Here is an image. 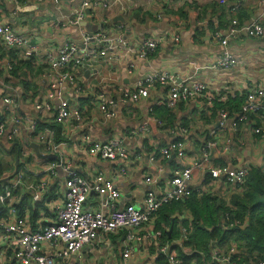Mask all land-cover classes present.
I'll list each match as a JSON object with an SVG mask.
<instances>
[{
    "label": "built area",
    "instance_id": "2783aa9c",
    "mask_svg": "<svg viewBox=\"0 0 264 264\" xmlns=\"http://www.w3.org/2000/svg\"><path fill=\"white\" fill-rule=\"evenodd\" d=\"M8 1L22 11L36 10L49 2L57 5L61 3V0ZM113 1L82 0L70 20L61 23L59 27H85L82 26L83 22L92 24L94 19L98 20V26L95 29L85 27L79 37H65L53 49H47L35 37L26 36L25 32L14 26L17 14L9 17L0 7L1 44L8 50H19L18 60L28 61L41 53V65L45 66L40 74L44 90L37 97L29 99V103L40 114V118L34 119L19 112L20 98L13 93L2 72H9L12 65L9 60L7 64L0 60V87L6 91L0 99L3 112L6 113L0 118V139L5 137L8 141H19L23 152L18 156H27L25 148L31 149L33 142L39 144L42 153L57 155L55 160L46 159L47 164L40 170L42 177L32 170L28 172L35 176L31 182H28L25 172L21 173L30 170L21 157L22 168L13 177L17 179L12 182L10 180L0 190V264H85L84 249L87 246L95 244L100 237L108 240L111 234L123 230L127 231L123 241L122 260L123 264H130L136 255L134 243L142 241L139 231L147 224H151L152 228L147 231L146 238L158 247L154 259L148 260L149 264H184L179 251L174 247H180L189 255L196 253L194 249L188 252L183 249L189 240L190 230L184 226L178 238L163 241V231L154 229L159 209L167 203H183L194 194L202 195L209 190L224 191L229 187L233 194H243L252 170L258 168L264 173V82L248 81L245 90L222 88L217 95H208V81L192 80L183 77L181 73L161 69L147 72L137 78L133 85L123 86L116 76V63L124 62L127 73L133 75L134 52L139 60L146 61L160 47H170L180 42L182 38L179 31L183 24L152 36H138L132 49L127 28L131 25L128 18L132 17L134 0H115L117 3L129 4L128 13L124 12L126 18L122 17L120 22L109 13ZM152 1L156 7V21H162L170 17L167 11L173 6L178 10L184 8L186 3L194 4L196 0ZM218 2L229 6V12L234 17L226 32L216 30L212 34L213 41L220 46V52L210 68L225 70L231 74H249L254 64L264 62V47L260 46L258 50L263 54L261 57L258 51H254L248 60L241 55L242 51L234 52L231 43L244 34L258 40L264 38V0H234L231 4L227 0ZM249 3L257 5V13L252 19L241 22L237 14ZM99 65L110 66L107 77L110 83H103V80L97 81L95 78L94 84L86 85L85 71H93L92 74L95 75L100 71H94ZM157 87L166 91L164 105L170 111L177 109L180 101L197 102L202 99L205 107L210 110L215 106V101L225 104L242 98L243 102L238 110L224 107L218 111V126L212 128L207 136L203 135L199 159L174 169L165 184L160 182L157 174H147L144 181L149 186L144 193L143 205H121L119 201L122 200L123 193L116 185L119 175L129 176L133 162L144 154L151 162L171 159L172 156L179 159L187 157L186 146L190 130L179 121L168 129L172 139L167 145L153 146L150 137L157 123L152 127L155 119L145 116L146 119L141 124L135 123L126 131L117 130L108 140H100L84 129L88 128V117L82 110L81 99L87 98L86 92L89 90L99 89L98 95L91 98V105H95L103 116L92 119L91 122L106 123L119 115L117 110L121 105L133 103L137 106L141 100L151 97L152 90ZM150 110L153 111V107ZM51 121L59 125L75 124L82 130L81 144L90 159H105L117 166L119 173L115 174L114 171L112 177L104 172H98L89 178L82 175L63 156V143L57 141L53 125H48ZM24 130L28 132V142L21 139ZM246 134L263 142L262 162L214 163L213 156L230 151L235 140L243 148L249 145L244 139ZM136 135L143 139L137 154L131 147L133 142L127 141V137L134 139ZM3 149L0 147V168L5 158ZM60 170L65 173L62 183L57 182ZM196 172H207L212 180L200 186L195 185L193 182ZM20 190L29 192L33 203L45 202L48 210H41L42 215L35 220L30 207L20 208ZM52 192L57 195L56 198H51ZM246 225L245 222L242 226ZM197 252L202 259L201 264H264V255L256 260H245L237 245L223 248L215 240L209 243L207 252ZM199 261L194 258L190 264H200Z\"/></svg>",
    "mask_w": 264,
    "mask_h": 264
},
{
    "label": "crops",
    "instance_id": "0c3cea01",
    "mask_svg": "<svg viewBox=\"0 0 264 264\" xmlns=\"http://www.w3.org/2000/svg\"><path fill=\"white\" fill-rule=\"evenodd\" d=\"M233 1L227 0L228 4H231ZM81 2L82 0H73V2L71 0H61L59 5L49 2L47 3L48 5H41L39 9L22 11L17 10L10 1L0 0V7L4 9L6 15L9 17L17 14L14 26L25 32L26 36L35 37L41 40L47 49H53L55 46L58 47L65 37H79L81 30L86 29L81 26L65 29L59 27L61 23L70 20ZM133 6L132 17H127L131 21V25H129L127 31L130 32L128 38H130L132 49H134L138 36H152L162 33L178 26L180 23L183 24L179 31L182 40L176 44H172L170 47H160L146 61L139 60L134 52L132 55L133 62L135 63L133 75L127 73L124 62L116 63V76L123 86L133 85L137 78L145 75L147 72L161 69L181 73L183 77L192 80L208 81L210 84L207 92L208 95H217L218 91L222 88L245 90L248 81L264 82V62L254 64L249 74L244 72H242L244 74H231L225 70H212L210 68V65L215 61L220 52V46L213 41L212 34L216 30L226 32L230 27L231 20L234 16L229 12V6L220 5L218 0H205L204 3L203 0H196L194 4L186 3L184 8L178 10L173 6L171 10L167 11L170 17L162 21H156L154 16L156 7L152 0H134ZM257 8L255 3H249L239 11L237 18L241 22H246L255 17ZM125 11L128 13L129 4L123 2L117 3L114 0L109 13L114 15L118 22H120L122 17L126 18L124 15ZM97 22L98 20L94 19L92 24L98 26ZM248 38L250 36L244 34L234 40L231 45L234 52L240 53L242 51L241 55L249 60L250 55L254 51L259 50L260 46L264 47V43L249 42ZM9 51L11 50L6 49L0 42V60L5 64L9 60ZM41 62L43 63V55L38 53L33 59L35 66L31 69L23 68L19 72L20 74L25 72L28 74V79L32 82L30 87L23 84L21 77L10 76L7 70L2 71L13 93L17 94L20 98L19 112L22 115L34 119L40 118V114L29 103V99L35 98L43 92L44 85L40 74L45 70V67L39 74H34L32 71L33 69L37 70L41 67ZM109 67V65H99L94 69V71L100 70L95 75L92 74L93 71L86 70L84 76L85 84H94L95 78L97 81L103 80V83H110L109 79H107ZM87 71H89L88 75H86ZM99 92V89L86 92L87 98L81 99V107L84 114L88 117V128L84 129L93 133L100 140H108L117 130L126 131L127 128L133 127L135 123L141 124L146 119L145 116H152L155 119L152 121V127L157 123L150 137V142L153 146L167 145L172 139L168 129L179 121H182L189 128L191 134L186 146L187 157L179 159L176 156H172L171 159L151 162L144 154L141 158L133 162L129 176L123 177L119 175L116 185L123 193V198L119 201L121 205L126 203L143 205L144 193L149 186L144 181L145 176L149 173H155L159 177L160 182L165 184L174 169L187 166L192 160L199 159L201 155V140L204 138L203 135L207 136L212 128H217L218 126V109H215V106L211 110L206 108L202 99L197 102L180 101L178 108L170 111L164 105L166 91L160 87L152 90L151 97L141 100L137 106L133 103L121 105L117 110L119 115L114 120L106 123H94L91 122L92 119L103 116L95 105H91L93 101L91 98L96 97ZM5 94V89L3 90L0 87V99ZM150 107H153V111L150 110ZM2 108V104L0 103V118L6 114ZM48 125L52 126L56 125V123L51 121ZM75 126L72 123L60 124L59 127L53 126L56 131V139L59 138L57 141L63 143L62 154L66 159L71 161L72 166L87 178L98 172H104L108 177H112L114 171L115 174L119 173L117 171L119 168L105 159H90L89 154L81 144L82 130ZM10 128L11 125L9 126V130ZM244 136H246L244 139L249 142V145L243 148L235 140L230 151L218 153L213 156L214 163L225 164L231 161L236 163L246 161L262 162L263 142L252 137L250 134ZM21 139L22 141L28 142V132L26 130L22 132ZM127 141L129 143L133 142L131 147L137 154V149L140 148L143 142L142 137L140 135H136L134 139L127 137ZM13 142L8 141L5 137L0 139V143H3L8 148H10V145H13ZM0 147L4 148L1 145ZM9 150L12 151V148ZM19 150L20 146H18L17 151L11 153L5 148L3 149L4 156L8 159V170H6L7 168L5 169L6 173L4 175H7L6 177L11 175L10 182L17 179L13 177L19 172L18 167H16V158L20 153ZM24 152L28 154V157H35L33 159L39 162L38 166L40 170L47 164L46 159L37 156L33 147L31 149L25 148ZM40 170L34 171V173L42 177L43 174H41ZM57 174L59 178L57 182L62 183V178L65 177L64 171L60 170ZM34 177L32 176L31 181L35 179ZM210 180L212 179L207 172H196L193 183L200 186L210 182ZM23 192L20 190L21 199ZM227 194L234 195L229 187L224 191L209 190L202 195L195 194L196 196L194 198L196 202L194 204L203 211H209L210 209L216 212L214 198ZM207 195H209L210 200L206 199ZM179 207L173 214V217L178 219L176 228L174 229V218L172 225L166 228V230H169L173 226L174 231L169 236V238H172L171 241L181 235V230L184 226L190 230L191 240H208L209 234L207 232L213 227V218L209 214H206L205 218L196 216V208L194 209L195 206L193 207L192 202L184 203ZM45 212L48 211L46 210ZM42 213L38 212L36 218L41 216ZM214 218H218L216 213L214 214ZM196 227L203 228L201 232L203 231L202 234H204L205 238L192 236L196 232ZM151 228L152 225L147 224L139 231L142 241L137 244L134 243L136 255L130 261V264H149L150 259L153 260L156 256L157 245L155 243L151 244L146 238V233ZM126 231L123 230L119 233L112 234L108 237V240L100 237L96 240L95 244L93 243L87 246L84 249L85 264H123L122 247L126 237ZM213 240L217 241L216 239ZM194 247L192 244L186 243L183 249L186 252L193 249L201 250Z\"/></svg>",
    "mask_w": 264,
    "mask_h": 264
},
{
    "label": "trees",
    "instance_id": "16d2710c",
    "mask_svg": "<svg viewBox=\"0 0 264 264\" xmlns=\"http://www.w3.org/2000/svg\"><path fill=\"white\" fill-rule=\"evenodd\" d=\"M18 51L19 50L9 51V61L12 65V69L9 72L10 75H13L14 77H21V81L23 82V84L27 87H30L32 82L28 79V74L26 72L20 74L19 72L23 68L31 69L35 65L33 63V59H30L28 61L18 60ZM44 67L45 66H41L37 70L33 69L32 73L39 74L42 70H44ZM242 102V98H237L225 104L215 101V109H218L217 111H219L221 108L229 107L238 110ZM53 126L59 127L58 124ZM57 140H59V138H57ZM15 143L16 145L13 147ZM13 145H10V148H12V152L17 151L18 146H20L19 154H21V151L23 152V150L21 149L22 144H20L19 141H14ZM10 148L6 147V149L8 150ZM21 168L22 165L20 160L18 170L20 171ZM6 170H8V167ZM6 170L3 166L0 168V179L7 176L4 175L6 173ZM8 183L9 181H0V190L3 188V186L7 185ZM16 192H18V190H16ZM50 196L51 198L57 197L54 192L50 193ZM195 196L196 195L194 194L192 197H190L183 203L172 202L164 204L159 209L156 214L154 229H159L163 231V241H171L172 239L169 238V235L166 233V228L170 227L173 223L174 211L176 209H179V206H181L182 204L192 202L193 207L195 206L194 209L196 208V216L198 215V217L200 218H205V215L209 214L211 218H213V227L210 231L207 232L209 234L208 240H191L190 233L187 244H192L193 246H195L194 248L202 249L203 252H207L209 250V243L213 241V239H216V242L219 245H237L239 249H241L242 257L245 260H256L264 255V173L260 169L254 168L252 170L244 193H235L231 199L230 204H226L223 202L220 205L218 199L214 198L213 201L216 206V212L210 209L209 211H203L198 208V206L194 204L196 202L194 198ZM208 196L209 195H207L206 199H209ZM25 206L30 207L33 218L35 220L38 212L47 209L45 202L40 204L33 203V198L31 194L26 191L23 192L20 208L23 209L25 208ZM215 213L218 215V218H214ZM177 220V218H174V229L176 228ZM245 222L247 223V225L242 226ZM201 230H203L202 227H196V232L193 233L192 236H200L202 238H205L204 234H202L203 231L201 232ZM174 249L179 251V254L184 264H190L191 260L194 258H197L198 261L199 259H201L199 253L197 252V249H195L196 253H193L191 255L184 253L180 247H174ZM160 259L162 260L163 257H160ZM201 261L202 259L199 261L200 264Z\"/></svg>",
    "mask_w": 264,
    "mask_h": 264
},
{
    "label": "rangeland",
    "instance_id": "374dc122",
    "mask_svg": "<svg viewBox=\"0 0 264 264\" xmlns=\"http://www.w3.org/2000/svg\"><path fill=\"white\" fill-rule=\"evenodd\" d=\"M150 10H152V8H150ZM96 28V25L95 24H89L88 25V29H95ZM257 40L258 39H255V38H253V37H250V38H248V41L249 42H255V43H258L257 42ZM258 51V50H257ZM258 54H259V56L261 57L263 54H261V52L260 51H258ZM22 153V152H21ZM25 154V153H24ZM21 157H22V159L24 160V164H25V166L26 167H28L30 170H25V171H21V173L22 172H25L26 174V178L29 180V181H31L32 180V174H30V173H28V172H30L31 170L32 171H38V170H40V168H39V166H38V163L39 162H37V161H34V159L33 158H35V157H33V156H31V157H28V156H18L17 158L19 159V162H20V159H21ZM16 158V159H17ZM40 163H41V161H40ZM27 164H29V165H27ZM17 167V166H16ZM0 175H1V173H0ZM234 196V195H233ZM233 196H231V195H229V194H227V195H224V196H222V195H219L218 196V201H219V203H220V205H221V203H226V204H230V202H231V199H232V197ZM219 245V244H218ZM228 244H222V245H220L221 247H223V248H226V246H227ZM208 247H209V245H208ZM200 251H203L202 249L200 250Z\"/></svg>",
    "mask_w": 264,
    "mask_h": 264
},
{
    "label": "water",
    "instance_id": "95a60500",
    "mask_svg": "<svg viewBox=\"0 0 264 264\" xmlns=\"http://www.w3.org/2000/svg\"><path fill=\"white\" fill-rule=\"evenodd\" d=\"M116 20H117V19H116ZM121 20H123V18H122ZM88 25H89V24H87L86 22H83V23H82V26L88 27ZM127 25H129V24L127 23ZM257 42H258V43H261V44L264 43V38H261V39L257 40ZM88 72H89V71L86 72V75H88ZM15 145H16V144H14L13 147H14ZM1 146L4 147V148L6 149V146H5L3 143H1ZM31 146H32L33 149L35 150L37 156L40 157V158L49 159V160H55V159L57 158V155H56V154H46V153H42L41 150H40L39 144H37V143H35V142L31 143ZM6 150H7L8 152H10V153L12 152L11 150H8V149H6ZM7 161H8L7 158H4V159H3V167H4V169L7 168ZM11 161L13 162V160H11ZM18 165H19V159L17 158V159H16V166L18 167ZM10 179H11V175L8 176V177L1 178L0 181H2V182H6V181H9ZM172 231H173V226L171 227V229L166 230V233L170 236L171 233H172Z\"/></svg>",
    "mask_w": 264,
    "mask_h": 264
}]
</instances>
